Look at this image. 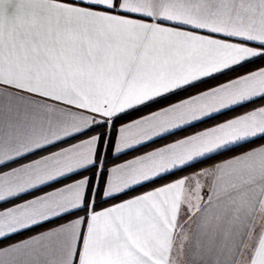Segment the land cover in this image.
I'll return each instance as SVG.
<instances>
[{
    "label": "snow or ice",
    "instance_id": "6c2138e0",
    "mask_svg": "<svg viewBox=\"0 0 264 264\" xmlns=\"http://www.w3.org/2000/svg\"><path fill=\"white\" fill-rule=\"evenodd\" d=\"M258 61L264 0H0V264H264Z\"/></svg>",
    "mask_w": 264,
    "mask_h": 264
},
{
    "label": "trees",
    "instance_id": "16d2710c",
    "mask_svg": "<svg viewBox=\"0 0 264 264\" xmlns=\"http://www.w3.org/2000/svg\"><path fill=\"white\" fill-rule=\"evenodd\" d=\"M263 65H264V62L258 61L256 64L249 65V66H248V70H251V69H254V68L258 67V66H263ZM234 74H235V73H230V75H234ZM212 83L214 84V83H216V82L213 81ZM258 103H259V102H258ZM251 107H253V105H251V104H249V105L247 106V108H251ZM247 108H245V109H241V111L247 110ZM235 114H237V113H234V112H231V111H227L226 114H225L224 116L220 117L219 120H222V119L228 118L229 116H232V115H235ZM138 115H139V113H132V114L130 115L129 119L137 118ZM219 120H208L205 124L200 125L199 128H188L187 131L180 133V135L183 136V135L190 134V133H192V132H194V131H197V130L203 128V127L209 126V125H211V124H213L214 122H217V121H219ZM122 122H123V121H118V122H117V124H116V129H118V127L120 126V123H122ZM115 134H116V130L114 129V130H112L111 133H110V136H111L112 139H114ZM175 138H179V137H172V136H169L168 140L171 141L172 139H175ZM261 142H264V141H258L257 143H261ZM158 145H159V144L149 143L146 147H142L141 150H140V152H136V151H134V150H130V151L128 152V155H127V156H124L123 154H121V160H122V159H125V158H130V157H132V156H134V155H138V154H140V153H142V152H144V151H146V150H149V149H151V148H153V147H156V146H158ZM253 146H255V145H246L244 149H239V151L246 150L247 148H250V147H253ZM233 154H234V153H225L223 156H219V157H217V159H223V158H226L227 156H230V155H233ZM21 162H23V161H21ZM117 162H120V160H117V159H115V157H113V156L110 155V156H109L108 163H107L106 166H107V167H110V166H112V164L117 163ZM214 162H215V161H212V160H204L202 163L196 164L194 167H187V168H185L182 172H177L175 176H167V177H165L164 179L158 181V183H160V184H162V183H166V182H168V181H170V180H172V179L177 178L178 176L189 174V173H191V172L196 171V170L199 169V168H203V167L208 166V165H210V164H212V163H214ZM155 186H157V185H155V184H148V185L145 186V188L141 189V191H143V190H148V189H150V188H152V187H155ZM135 194H137V193H134V192H133V193H129V195H135ZM116 202H118V201L109 200V201H107L106 203H99V202H98V205H97V206H98V208H99V207H105V206H109V205H111V204H113V203H116ZM58 222H62V221H58ZM51 226H54V225H53V224H45V225H43L42 227H37V228H35V229L31 230V231H24V232H22V233L16 235V236H15L13 239H11V240L0 241V246L7 245V244H9V243H12V242H14V241H16V240H19V239H21V238H24V237H26V236H29V235H31V234H33V233H36V232H38V231H40V230H44V229L49 228V227H51Z\"/></svg>",
    "mask_w": 264,
    "mask_h": 264
},
{
    "label": "crops",
    "instance_id": "0c3cea01",
    "mask_svg": "<svg viewBox=\"0 0 264 264\" xmlns=\"http://www.w3.org/2000/svg\"><path fill=\"white\" fill-rule=\"evenodd\" d=\"M264 66V65H263ZM238 114V113H237ZM236 115V114H235ZM232 116H234V115H232ZM232 116H229L228 118H231ZM228 118H225V119H228ZM225 119H222V120H225ZM222 120H219V121H217V122H214V123H218V122H221ZM213 123V124H214ZM212 125V124H211ZM211 125H209V126H211ZM207 127V126H206ZM200 130V129H199ZM198 131V130H197ZM116 134H117V132H116ZM116 134H115V136H116ZM191 134V133H190ZM114 139H115V137H114ZM113 139V140H114ZM151 143V142H150ZM158 146H160V145H158ZM157 147V146H156ZM154 148V147H153ZM153 148H151V149H149V150H152ZM149 150H146V151H149ZM130 151V150H129ZM140 154H142V153H140ZM131 158V157H130ZM24 162V161H23ZM121 162V161H120ZM117 163H119V162H117ZM206 167V166H205ZM79 177L78 176H72L71 177V180H74V179H78ZM68 182H70V181H68ZM55 186H58V185H53V187H55ZM39 194H42V193H39V192H36L35 190L33 191V193H32V195H39ZM14 202H16L15 201V199H14ZM105 207H107V206H105ZM55 226V225H54ZM51 227H53V226H51ZM50 228V227H49ZM47 229V228H46ZM46 229H44V230H46ZM44 230H40V231H38V232H36V233H33V234H31V235H29V236H32V235H35V234H37V233H39V232H41V231H44ZM29 236H26V237H24V238H21V239H19V240H22V239H26L27 237H29ZM19 240H16V241H19ZM16 241H14V242H16ZM14 242H12V243H14Z\"/></svg>",
    "mask_w": 264,
    "mask_h": 264
}]
</instances>
